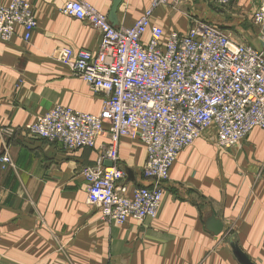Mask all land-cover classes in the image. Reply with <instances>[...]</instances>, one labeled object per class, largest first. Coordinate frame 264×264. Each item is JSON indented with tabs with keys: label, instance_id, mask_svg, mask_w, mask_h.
I'll return each instance as SVG.
<instances>
[{
	"label": "crops",
	"instance_id": "1",
	"mask_svg": "<svg viewBox=\"0 0 264 264\" xmlns=\"http://www.w3.org/2000/svg\"><path fill=\"white\" fill-rule=\"evenodd\" d=\"M12 0H0L7 6ZM37 29L28 42L15 28L0 42V264H240L230 240L252 264H264V130H253L238 146L221 150L213 129L177 156L163 184L154 220L122 225L101 218L87 203L83 170L100 162L103 134L93 149L66 150L26 129L56 105L98 114L105 96L74 77L54 56L64 48L95 53L99 33L62 14L73 0H25ZM108 17L113 0H78ZM153 0H124L118 26L130 27ZM258 0H181L154 10L151 24L185 34L190 21L213 24L239 41L254 44L251 16ZM125 183L148 187L142 176L146 150L123 137L118 145ZM106 161L102 162L104 166ZM222 225L213 234L208 221Z\"/></svg>",
	"mask_w": 264,
	"mask_h": 264
},
{
	"label": "built area",
	"instance_id": "2",
	"mask_svg": "<svg viewBox=\"0 0 264 264\" xmlns=\"http://www.w3.org/2000/svg\"><path fill=\"white\" fill-rule=\"evenodd\" d=\"M181 0H153L130 27H114L88 3H65L63 15L86 22L99 33L95 53L64 48L54 59L105 99L98 114L56 105L26 129L37 138L66 150L93 149L105 134L100 162L83 170L89 205L105 221L154 220L162 202L163 184L178 154L206 130L216 146L230 150L256 129L264 130V0H258L251 24L259 46L234 39L219 27L196 19L185 34L151 24L155 9ZM233 0H215L227 7ZM28 42L37 29L33 8L25 0L0 5V42L9 43L15 28ZM123 137L143 144L142 176L148 187H130L119 167ZM103 161L111 165L102 166ZM10 165L0 155V168Z\"/></svg>",
	"mask_w": 264,
	"mask_h": 264
},
{
	"label": "water",
	"instance_id": "3",
	"mask_svg": "<svg viewBox=\"0 0 264 264\" xmlns=\"http://www.w3.org/2000/svg\"><path fill=\"white\" fill-rule=\"evenodd\" d=\"M124 0H113L112 1V6L110 8V11L108 13V21L110 24L114 27L118 26V21H117V10L119 6L123 3ZM111 164L106 161L104 166L108 167ZM208 228L209 230L217 235L221 232L222 230V225L220 222H217L215 218L211 217L208 221ZM230 247L232 249V252L235 256V258L238 260L240 264H252L245 256L244 254L239 250V248L234 244L232 240H230Z\"/></svg>",
	"mask_w": 264,
	"mask_h": 264
},
{
	"label": "rangeland",
	"instance_id": "4",
	"mask_svg": "<svg viewBox=\"0 0 264 264\" xmlns=\"http://www.w3.org/2000/svg\"><path fill=\"white\" fill-rule=\"evenodd\" d=\"M233 38H234V37H233ZM234 39H236V38H234ZM253 45H254V47H256V48L259 46L258 42H255Z\"/></svg>",
	"mask_w": 264,
	"mask_h": 264
}]
</instances>
